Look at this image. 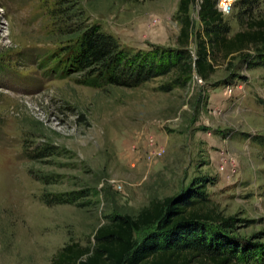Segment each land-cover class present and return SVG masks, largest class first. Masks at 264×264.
<instances>
[{
    "label": "rangeland",
    "instance_id": "obj_1",
    "mask_svg": "<svg viewBox=\"0 0 264 264\" xmlns=\"http://www.w3.org/2000/svg\"><path fill=\"white\" fill-rule=\"evenodd\" d=\"M179 1L0 0V264H53L70 243L92 248L114 217L136 218L153 199L190 196L196 185L231 219L234 239L264 249V148L255 142L264 67L220 61L209 82L195 74L169 93L159 87L172 75L91 88L54 72L68 39L52 14L60 2L137 52L177 47ZM233 1L232 34L242 12ZM199 10L197 0L193 33L203 29ZM254 15L264 18V0ZM189 49L196 54L194 37ZM72 192L75 204L43 201Z\"/></svg>",
    "mask_w": 264,
    "mask_h": 264
},
{
    "label": "trees",
    "instance_id": "obj_2",
    "mask_svg": "<svg viewBox=\"0 0 264 264\" xmlns=\"http://www.w3.org/2000/svg\"><path fill=\"white\" fill-rule=\"evenodd\" d=\"M262 1L239 0L240 30L232 34L230 24L217 9L218 0H200L203 29L196 33L190 9L197 0H180L177 47L137 52L122 46L99 26L87 25L82 11L73 15V7L60 2L52 14L63 18L68 39L58 52L54 72L62 78L76 74L77 83L91 88H137L172 75V82L159 87L169 93L184 88L195 74L209 82L220 61L240 59L248 70L262 68L264 18L254 15ZM193 37L195 55L189 49ZM2 126L0 119V133ZM255 142L264 148V137H257ZM48 150L44 149L43 156ZM192 190L186 197L153 199L136 218L114 217L97 229L92 248L70 243L57 253L53 264H264L263 247L230 235L231 219L223 217L211 204L206 188L196 185ZM79 198L72 192L52 199L45 196L43 201L49 206L63 205L75 204Z\"/></svg>",
    "mask_w": 264,
    "mask_h": 264
},
{
    "label": "built area",
    "instance_id": "obj_3",
    "mask_svg": "<svg viewBox=\"0 0 264 264\" xmlns=\"http://www.w3.org/2000/svg\"><path fill=\"white\" fill-rule=\"evenodd\" d=\"M233 5V0H219L217 4V9L224 15V17H226L232 13Z\"/></svg>",
    "mask_w": 264,
    "mask_h": 264
}]
</instances>
